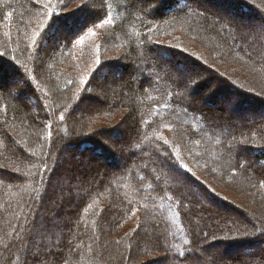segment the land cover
Returning a JSON list of instances; mask_svg holds the SVG:
<instances>
[{
	"label": "trees",
	"instance_id": "16d2710c",
	"mask_svg": "<svg viewBox=\"0 0 264 264\" xmlns=\"http://www.w3.org/2000/svg\"><path fill=\"white\" fill-rule=\"evenodd\" d=\"M211 3L264 25V0H0V264H264V117L234 125L264 111V29Z\"/></svg>",
	"mask_w": 264,
	"mask_h": 264
},
{
	"label": "rangeland",
	"instance_id": "374dc122",
	"mask_svg": "<svg viewBox=\"0 0 264 264\" xmlns=\"http://www.w3.org/2000/svg\"><path fill=\"white\" fill-rule=\"evenodd\" d=\"M212 4V5H211ZM211 4H209L208 6L211 8V10H209V11H212V12H214V13H225L226 14V18L230 21V23H241V22H244V21H246V20H248L246 17H245V15H240V17H237L236 15H238L237 13H236V15L235 14H233V12H230V9L229 8H225L224 7V5L222 4H215V3H211ZM228 5H232V4H228ZM232 7H233V5H232ZM228 10V11H227ZM248 22H249V27H248V29H246L245 30V32H244V34L247 36V41H249V42H253V39H251L252 37H251V31H255L254 29H255V26H258V28L259 29H264V25L262 24V23H257V22H255V21H253V20H248ZM98 34H99V31H98ZM75 54H77V51H75L74 50V55ZM117 56H119V55H117ZM118 57H116V59H117ZM74 60L77 62V60H76V58H74ZM231 61V60H230ZM166 62H169L168 60H166ZM231 62H233V61H231ZM79 63V62H78ZM167 64V63H166ZM171 64H173L172 62H171ZM217 65H218V63H216ZM81 65V64H80ZM219 65H221L222 66V71H224V75L225 76H228L227 74H234V75H236V76H238L239 78L241 77V79H244V78H242V73H241V71H240V73H237V71L234 69V68H232V67H230L228 64L227 65H222V64H220L219 63ZM229 68H231L232 69V72H230V71H227V69H229ZM190 69H191V66H185L183 69H181L180 70V72H182V74H184L185 76H189L190 74H189V71H190ZM233 70H234V72L235 73H237V74H235V73H233ZM226 72V73H225ZM78 74H79V79L81 80V83H82V85H83V83H84V81L85 80H88V78L90 77V75L92 74V68H87L86 66H83L82 65V67L80 68V70L78 71ZM110 75H112V77H113V75L114 74H110ZM228 78H231V77H228ZM18 80V79H17ZM16 79H15V81H17ZM117 80H119V79H117ZM112 85V84H111ZM108 86V89L110 88V89H113L112 91L114 92H116L118 89V87H123L124 85H123V83H120V80L118 81V83L117 84H115V86ZM117 89V90H116ZM108 94V93H107ZM92 95H93V97L97 100V101H100L101 103H103L104 101H106V99H109L110 98V95H109V97H108V95H106L105 93H104V91L102 90V91H97V92H94V93H92ZM27 100H29L30 102H32V100H30V96H26V99L24 100V101H27ZM218 102H219V104L220 105H215L212 109H214V110H217V111H219V109H221V108H223V109H225V110H231V106H230V101H228V100H223L222 98H220L219 100H218ZM90 104H93L92 102H88V103H86V106H82L81 107V109L82 110H84L86 107H88V106H90ZM94 105V104H93ZM92 106V105H91ZM243 110V109H242ZM82 113H83V111H82ZM126 112H118V111H115L114 112V114L115 115H117L116 116V118L117 117H120V116H122L121 114H125ZM235 115V114H234ZM258 117H264V111L263 112H259V113H254L253 111H250V109H248V110H245V108H244V110H243V112H241V113H239L238 112V118H237V121L235 120L234 121V125L235 126H240V121H241V119H245V120H247V121H249V123H250V121L252 120V119H256V118H258ZM107 117H104V119L103 118H100V119H98L97 121H96V123H94L93 125L95 126V124H97L96 126H95V128L96 129H103V128H109L110 126H113V125H115V124H117V122L118 121H114V118H110V119H106ZM85 127H88V123H85ZM93 125H92V129H93ZM91 127V126H90ZM72 151V150H71ZM70 154H71V152L70 151H65V152H63V153H61V155H60V159H59V161H60V163L62 162V160H63V162H65V160L64 159H66V161L68 162L69 160H71V164H74V166H68V165H64L65 163H63V164H61L62 166H64L63 168L66 170L65 172H64V170L63 171H60V174L61 175H64V177H66L67 179H75V181H77V183H79L78 181L81 179V175H77L76 173H75V171L78 169V170H86L87 168L86 167H84L83 165H80V159H78V157L76 158V159H70L69 157H70ZM85 160V159H84ZM124 160L122 161V160H120V162H118V165H116V167H114V169L115 168H121V166H123V164H124ZM98 164H101V163H98ZM111 169V168H110ZM62 170V169H61ZM104 170H106V171H108L109 169L108 168H106V169H104ZM66 184L68 183V181L66 180V182H65ZM183 185L185 184V181H182L181 182ZM190 188V191H191V194H192V196H194V197H196V198H198L200 201H201V203L202 204H204V203H207V201H208V198L206 197V196H203V195H201V193H199V192H197L196 191V189L195 188H193V187H191V186H189ZM68 196V197H67ZM65 197H67V198H69V195L68 194H65ZM257 199V201H258V198H256ZM234 204H235V206H234V204H232V206H234V207H236L237 206V204L234 202V201H232ZM205 205V204H204ZM261 205L262 206H264V196L262 197V201H261ZM48 207L49 208H51L52 207V204H48ZM48 208V209H49ZM68 211V210H67ZM245 211V210H244ZM248 211V210H247ZM262 219H264V217L262 218ZM113 235V237H115V235L114 234H112ZM260 246V245H259ZM221 250V248L220 247H217V248H215V252H218V251H220ZM254 250V249H253ZM244 252V249L243 248H241V249H235V250H233L231 253H230V256H232V258H235L236 256H240L241 254L240 253H243ZM149 257H145L144 258V260H146V259H148ZM162 264H164V263H162Z\"/></svg>",
	"mask_w": 264,
	"mask_h": 264
},
{
	"label": "snow or ice",
	"instance_id": "6c2138e0",
	"mask_svg": "<svg viewBox=\"0 0 264 264\" xmlns=\"http://www.w3.org/2000/svg\"><path fill=\"white\" fill-rule=\"evenodd\" d=\"M65 7H66V5H65ZM37 35H39V33H37ZM0 57H3V53H0ZM5 72H12V69L11 68H5V66L3 64H0V74H3ZM14 82H16V81H14ZM60 119L63 120L64 117L61 116ZM49 135H51V133H49ZM165 143H167V141H165ZM185 243H188V241H186Z\"/></svg>",
	"mask_w": 264,
	"mask_h": 264
}]
</instances>
